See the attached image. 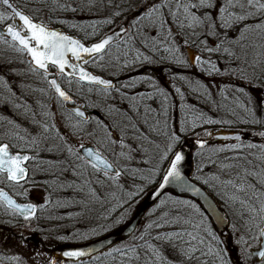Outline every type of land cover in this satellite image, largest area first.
<instances>
[{"label": "trees", "instance_id": "obj_1", "mask_svg": "<svg viewBox=\"0 0 264 264\" xmlns=\"http://www.w3.org/2000/svg\"><path fill=\"white\" fill-rule=\"evenodd\" d=\"M10 1L16 8L21 10V12L32 18L33 21L43 23L45 26L53 29H60L66 34L76 37L84 44H89L102 39L110 29L105 28L106 25L104 23H99L98 21L93 23V21L89 20H80V23L76 26L78 28L76 29L77 31H74L75 26L69 27V25L59 21L57 18L56 15L58 13L67 16H71L72 14L68 7L61 4L58 0ZM87 3L91 4V0ZM182 10L183 9L181 8H177V12L179 13L177 15L180 18L181 12L183 13ZM43 15L46 16V19H43ZM186 21L188 22V20ZM8 22H10V19L0 22V25L8 24ZM179 22L178 25L181 23L183 25L186 24L185 21L182 22L179 20ZM132 31L133 32L131 36L129 35L125 46L122 47L124 44L121 41L112 44L101 56L95 57L93 60L91 59L88 63L84 64L89 71L101 75L103 78L112 79L114 81V87L108 92L101 91L98 87L82 85L74 80H67L61 76H57L56 78L58 79L63 92L68 97L69 95L72 96L69 88L76 90V96H74L75 99L71 100L69 97V101H64L62 98L52 93V90L46 81L44 82L45 88L43 89V92L40 93L41 96L39 98L40 103H48L46 102L48 101V97H53L56 100V103L69 104L77 102L78 105H81L80 107L88 115V121L83 122L78 120L70 113H67L65 108L61 105L59 108L72 128L77 127L78 129H84L86 126L90 125L92 130L97 132L98 136L93 140V145L99 153H102L118 169L119 175L117 177L101 175L89 168L88 165L86 167L84 164H81L82 162L81 160H78L80 159L78 155L74 154L81 167L85 168L87 172L89 171L91 174L100 178L101 182L108 186L107 193L102 194L107 198H110L111 206L109 207L108 205V210L105 209L106 215L102 218L104 223L99 225L101 228H104L106 224L114 218H118L121 213L127 212L132 209L133 206L138 205L139 201H141L147 191H151V189L158 183V180H160L164 172L163 169H165L168 164V159H170V156L182 143L185 142V140L201 135L202 133H210L221 129L241 132L242 130L249 129L253 126H257L256 129L258 130L262 127L264 128V115L258 113V116L255 119L260 122L253 123V118L250 117V112L248 111L250 109L242 105L244 99L241 94L243 92V89H241L242 87H239L240 91H238L235 83H232L231 87L228 86L230 89L224 87L225 89L223 88L221 91L218 90V92H214L208 84H197L189 81L188 76L192 69L175 63L173 55L171 54L172 57H169L170 53L165 51L169 46L157 44L156 47H153L149 42L145 41L142 43L140 38H136L137 33L135 34V39L133 38L134 30ZM134 42L136 44L135 46L133 45ZM136 42H138V44ZM231 42L232 39H230V43L226 42V45L229 47L227 52L225 51L221 56L209 61H212L215 64L216 62H219L218 64L223 65L225 63L227 64L226 66H234L239 72V65L238 63H235L237 59L234 57L235 55L231 48ZM260 49L261 51H258L259 53L256 54L258 61L255 60V64L264 67V62H262V58H264V48ZM140 52L152 56L153 60L155 57L157 62H160L165 66L169 65L172 68V75L167 77H169L174 84H181L180 87L182 88L178 94H176L178 91H175L176 93H174L177 96V99H174L176 96L169 95L160 88L147 89L143 92H139L138 90H135L134 92L131 91V86L134 84L135 86H141L142 84L150 85L149 82H153V79L150 76L143 75L145 74V70L153 71V73L158 74L156 69L145 68L147 61H145V58L141 57V54L140 56L138 55ZM218 64H216V67L221 71L222 67H219ZM196 65L198 67L200 66V72L202 69L205 72L204 76L201 77L204 78L205 76H210L216 78L218 71L213 70L209 73L204 70V68H209L210 65L206 63ZM123 66H125V68L119 71ZM245 66L246 61H244L243 64H240V71L245 70ZM137 68H141L142 70L135 72ZM178 68L188 70L186 71L188 76L183 74L184 76L186 75L188 79L180 74H176L175 69ZM34 73L37 76H44L37 72ZM245 76L242 77L243 81L247 80L245 79ZM69 81H71V83ZM151 86L152 84L149 87ZM175 90L177 89L175 88ZM181 90H183V92H181ZM89 93L98 96L99 100L102 99V103H105L102 110L98 109L96 111L98 114L92 109L102 107V104L101 106H99L100 103H94L91 106L85 105V103H89L87 102ZM111 96H113L114 100L108 101ZM111 103H121L122 108ZM197 116H200L199 120L195 119ZM45 119L48 121L47 117ZM207 120L213 122L207 123ZM133 124L135 125V128H133ZM111 131L116 132L118 135L119 140L117 142L115 141V143H113V140L109 137ZM49 134L50 133L46 132V135H48L47 140L50 143V148H48V150L53 151L56 155V152H60L63 147L62 145L58 147L56 146L58 141L56 139V134L54 138ZM124 134L128 142H125ZM172 135L177 137V143L172 151L167 153V158L162 160L161 157L164 156L166 152V150L163 149L166 145L171 143L170 137ZM121 137H123V143L126 146L128 144H139L141 146L139 151L141 154H146L145 161L147 160L152 165V169L149 173L140 171L136 165H130L129 161L132 160L130 159L131 157L125 156L126 158L123 159V155L121 156V154L118 153L117 150L118 146L121 144ZM231 143L240 145V147L236 149L230 148V150L227 148L217 150L211 146L205 148H203V146L199 149L196 148V152H194L191 157L194 165L191 179L200 185L202 189H205L218 203L221 209L226 211L230 216V224H236L237 220V226H239V229H241L242 232H245L246 230L247 241L244 244L254 243L258 236V228L260 230L264 223V219H261L260 214L251 213L249 207L259 208L257 193L264 191V184L259 183V177L246 175V172H264V151H262L260 147H247L244 140L236 142H216L215 144H220L221 146V144L231 145ZM8 147L14 154L18 152L28 153L32 158L40 161L41 156L29 143L24 144L20 141L12 140ZM43 159V165L52 166L55 164L51 159H49L50 163H45V161L48 160V157H44ZM35 163H37V161ZM217 164L219 165L218 167ZM31 166L32 164L29 162L27 167L29 173L32 174L33 170ZM216 168L222 169L224 174L229 175L231 177L230 181H232L237 187L243 184L244 191H237L235 187L228 183L223 186L218 185L214 178V170ZM74 170L76 181L69 177L65 178L67 182L69 180L68 187L70 188L66 193L69 194L71 191H78V193H84L85 196L74 197L75 199L70 197L76 205L70 210L79 214L88 212L93 213V215L100 214L96 210V198H99L97 188H94V185L90 183L86 185L85 178L82 174L84 172L77 164L74 166ZM120 175L124 181L123 190L118 188L119 185L117 182L119 181L118 177ZM63 178L64 176H51L47 179L42 178L40 179L42 181L40 187L45 186V184L48 183V190L52 186L56 187L58 191L61 188V183H64ZM26 183H28V180L20 185H13L6 181L3 174H0V189L5 190L18 202H23V198H21L22 193L19 191V187ZM248 184L253 185L256 190L255 193L252 189L248 188ZM86 186H88V188H85ZM129 186L135 187V189L132 190L133 193L128 190ZM233 196L236 197L235 200L231 199ZM89 197L95 198V200H91ZM55 199L56 197H52L48 200L46 205L39 208L33 217V220L39 223H52L60 226L64 220L62 217L63 213L60 212V203H56ZM241 201H244V203L242 204ZM113 204L114 206H112ZM191 205H194L193 202L164 195L153 207L150 208L151 210L155 208V211L145 223L152 225V227L137 229L128 240L132 242V245L129 248L124 249L123 252H106L97 255L82 264H237L236 259L233 257L230 250H226L227 248L225 249L224 247L223 242L228 231H226L222 237H219L215 231L212 230L209 221L206 220L207 218L203 213L199 210L198 215L196 211L190 208ZM0 210L3 213H11L1 204ZM254 215L255 218H253ZM185 221H191V223H185ZM201 221L207 226V229L214 234L215 239L213 238V235H210L208 231L202 228L199 235L203 238V243L197 246V250L192 253L191 258L181 254V248H186L187 245H184L179 238L174 237L171 241L163 238L156 239L158 236L165 237L168 233L195 231L192 227V223H198ZM122 222L123 221H121V223ZM107 231L108 228L103 234H100L97 237H91L90 239L92 240L101 237V235L108 234L113 230ZM187 239L188 237L185 235L184 240ZM173 244H175V247H173ZM148 245H151L152 248L160 253L162 258L160 261L157 260L154 253L148 248ZM132 249H135V251ZM247 257L250 262L260 264L253 259L254 257H252L249 252L247 253Z\"/></svg>", "mask_w": 264, "mask_h": 264}, {"label": "rangeland", "instance_id": "obj_2", "mask_svg": "<svg viewBox=\"0 0 264 264\" xmlns=\"http://www.w3.org/2000/svg\"><path fill=\"white\" fill-rule=\"evenodd\" d=\"M58 1L61 4L66 5L72 14L71 16H67L58 13L56 15L57 18L59 21L69 25V27L75 26L74 31H77L76 29L78 28L76 26L80 23V20H89L93 21V23L97 21L99 23H104L106 25L105 28H110L106 34L116 29V27L124 25L128 31L124 34L125 36L123 35L124 37L121 40L124 44L122 47L126 45L125 42H127L129 35L131 36L133 32L132 30H134L133 38L135 39V34L137 33L136 38H140L142 43L145 41L149 42L153 47H156L157 44L176 47L178 49L176 55L182 57L186 61L187 67L192 69H189V76L186 74V71H188L187 69H175L177 75L180 74L186 79L189 78V81L197 84H208L214 92H218V90L221 91L224 87L230 89L229 87H231L232 83H235L236 89H239V87H242L241 89H243V92L241 93L244 98L242 105L250 109V117L256 118L258 113L264 115V67L255 64V60H257L256 54L259 53L258 51H261L260 48H264V30L253 29L244 33L243 37L240 35V29L243 25H254L260 22L261 17H264V12L258 13L254 19L250 18L246 21L237 23L230 28L224 29L219 27L220 21L218 19V7L212 9H192L191 11L197 12L198 15H203L207 12L216 19L217 28L215 34H209L206 26L204 28L188 27L189 21H186L188 19L185 18L183 10V13L181 12L180 14L181 18L178 17L177 14L179 13L177 12V4H180V8L183 9V5L189 2V0H171L170 4L162 9L167 24L160 35L157 36V27L152 26L148 20L142 21L135 27L132 25V20L141 12H144L149 6L161 3L162 0H91V4L87 3L89 0ZM191 2L198 3V0H191ZM214 2L218 5H223L225 0H214ZM241 2H243L245 6L247 5V0H241ZM125 9L130 10L126 11ZM169 10L176 13L175 22H173ZM245 10L256 11L254 8L248 9L247 7ZM230 11H232V9H230ZM240 11L241 9L239 7L233 9V12L236 13H239ZM0 12L10 16V13H7L1 5ZM117 13H119V15H117ZM43 16V19H46V16ZM12 20L13 19H10L11 22ZM179 20L182 22L185 21L186 24L184 23L185 25L183 28L178 25L180 23ZM105 21H110V23H105ZM169 28L171 29V37H168ZM165 37H168V39L165 40ZM230 39H232L231 48L234 52V57H236L238 61L235 63H238L239 65V72L234 66H226L227 64L225 63L222 65L218 64L219 62H216L219 67H222L221 71H218L216 78L210 76H205L204 78L201 77L204 76L205 72L203 69L200 72L201 68L196 65L198 63L195 61V55L201 57L202 61L216 59L225 52V49L229 48L226 45V42L230 43ZM201 41H203V43ZM136 43L138 44V42ZM217 44L220 45L218 50H216ZM133 45H136L135 42ZM209 47L213 48V51L209 52ZM140 54L142 55V58H147L145 68L156 69L158 74L153 73V71L145 70V74H142L144 76H150L153 79V82H149L152 86L149 87L150 85L148 84L135 86L134 84L131 86V91L134 92L135 90H138L139 92H143L147 89L160 88L167 94L174 95L175 97L176 95L174 93L177 91L175 88L179 90L182 88L180 87L181 84H174L171 82V79L167 77L172 75V68L169 65L165 66L162 63L157 62L155 57L153 60L152 56L142 52L138 55L140 56ZM169 57H172L171 54H169ZM262 60V62H264V58H262ZM193 61L194 65L192 64ZM244 61H246L245 70L240 71V64H243ZM124 68L125 66L121 67L119 71ZM138 70L141 71L142 69L137 68L135 72ZM183 74H186L188 78ZM52 76L56 77L57 75L52 73ZM244 76L245 79H247H244L245 81L242 80V77ZM48 79V77L37 76L34 73L24 53L18 52L16 48L9 43L0 42V144L10 142L9 138L11 137L12 140L20 141L24 144L29 143L35 150H37L38 154L41 156L40 158L43 159L44 157H48V160L45 161V163H50L49 159L55 162L52 166H40L41 164L34 163L37 160L33 158V162L31 163L33 171L32 174L29 173L27 176L28 183L19 188L24 192V199L27 201L29 200L30 203L34 204L37 211L42 206L46 205L48 200L52 197H56L57 200L55 199V202L60 203V212L63 213L62 217L64 219L60 226L52 223H39L31 219L18 221L13 219V215H6L0 210V260L8 259L16 262V264H59L51 253L52 249L56 247L55 245L62 243L70 245L83 243L91 240V237H97L98 235L103 234L107 228L108 231L115 230L121 226L120 224H123L130 219L132 212H134L136 208V206H133L132 209L127 212L121 213L118 218L111 220L104 228L99 227L101 223H104L102 218L106 215V206H111L110 198L106 199L104 198V194H102L108 191V186L102 183L100 178L91 174L89 171L87 172L85 168L81 167L74 156V154H77L78 148L81 146L86 144L94 146V143L92 142L98 136L97 132L93 131L90 125L86 126L84 128L85 130L78 129L77 127L72 128L59 108L60 105L64 107L66 103H56V100L53 97H48V101H46L48 103L39 102L41 96L40 93L43 92V89L45 88L44 82H47ZM144 87L148 88L145 89ZM69 90L73 96L69 95V97L71 100L75 99L74 96H76V90H73V88H69ZM181 92H183V90H181ZM178 93L179 92L176 94ZM174 99H177V96ZM87 100L89 103L84 102L85 105L91 106L94 103H100L99 106H101L102 104V107L92 109L95 110V112L98 109L102 110L105 105V103H102V99L99 100L98 96L90 93ZM113 100V96H111L108 101ZM42 104L47 105L48 108L49 104L53 105L49 108V116L51 118L48 123H45V114L41 113ZM69 104L81 106L78 105L77 102ZM111 104L118 105L122 108L121 103ZM96 113L98 114V112ZM9 121H11V123ZM2 123L5 124L1 125ZM256 128L257 126H253L249 129L242 130L241 132L222 129L217 131L238 133L239 135H242L241 140H244L246 145H264V136L261 135V133H264V128L262 127L260 130ZM46 132L50 133L49 135H51L52 138H54L56 134V139L58 140L56 146L58 147L62 145L63 147L60 152H56V155L53 151L48 150V148H50V143L47 140L48 135H46ZM210 133H202L201 135L185 140L191 148L192 155L196 152L195 150L201 147V143H203V148L211 146L217 150L224 148L230 150V148L235 145L232 143L231 145L221 144V146L220 144H215L216 141L209 139ZM109 137L116 142L119 140L117 133L114 131L109 133ZM33 140H35V143L32 142ZM125 142H128L126 137ZM140 147L139 144H128L125 147H121L120 144L117 151L119 154H125L123 155V159L126 158L125 156L131 157L130 159L132 160L129 161L130 165H136L140 171L149 173L152 169V165L147 160L145 161L146 154H141L139 151ZM167 147L168 145H166L163 150H167ZM69 149H71V151H69ZM40 162H42V160ZM76 164L84 172L82 174L85 178L86 185H88V183L93 184V187H96L100 194H98L100 199H97L98 204L96 205V210L100 214L93 215V213L89 212L79 214L70 210L76 206L70 197L85 196L84 193H78V191H69V194L66 193L70 188L68 187L69 180L67 182L65 178L69 177L76 181V175H74V166H76ZM218 166L219 165L217 164V167ZM214 171V178L218 185L223 186L227 181L231 180V177L224 174L222 169L216 168ZM57 174L64 176V183H61V188L58 191L56 187L52 186L48 190V183L45 184L46 187H40V183L42 182L40 179H47L48 177L56 176ZM118 178V188L123 190V178H121V175ZM85 188H88V186ZM134 189L135 187L131 186L128 188L130 192ZM190 208L193 210L192 205ZM154 211L155 208L152 210L150 209L147 212L138 229L147 228L148 224L145 222L150 216H152V214H154ZM121 221L123 222L121 223ZM41 224L45 226L43 230L39 228ZM227 231L228 233L223 242L224 247L225 249L227 248L226 250H230L231 254L236 259V263L255 264L247 259V253L251 250H256L258 247L259 228L258 236L254 243L248 244H244L247 241L246 230L245 232H242L241 229H239V226H237V220L236 224H230V228H228ZM131 245V241L116 244L109 250V252H123L124 249L129 248ZM13 257H19V259H13ZM261 263L264 264V260H262L260 264Z\"/></svg>", "mask_w": 264, "mask_h": 264}, {"label": "snow or ice", "instance_id": "obj_3", "mask_svg": "<svg viewBox=\"0 0 264 264\" xmlns=\"http://www.w3.org/2000/svg\"><path fill=\"white\" fill-rule=\"evenodd\" d=\"M171 0H162L161 3H156L149 6L144 12H141L139 15L133 18L132 25L135 27L136 25L140 24L144 20H148L150 24L154 27H157V36L160 35L162 30L167 24L165 16L162 12L164 7H167L170 4ZM0 4L6 6V8L11 9V14L6 15L3 12H0V22L5 21L6 19H15L18 21L16 24H9L8 27L4 30L3 33H0V42L9 43L10 45L16 47V50L21 53H26L30 58V63L34 65L33 71L42 70L44 75L49 73V65L54 66L58 73L62 76H78L79 81H87L89 84L101 86L100 90L104 92H108L110 89L113 88V85L105 81L101 78L93 76L88 72L84 71L81 67L80 63L70 64L67 57L71 54V58L75 61H83V63H88V58H94L95 55H101L107 50L106 46H110L111 42L116 39V36H108L101 39L99 42L92 44L91 46L83 45L79 40L64 35L58 31L50 30L47 28L43 23H36L30 18L28 15H25L21 11H17L16 8L12 6L9 0H0ZM181 5L177 4V8H180ZM214 7H218L219 9V27L220 28H230L233 25L246 21L250 18H255L258 13L264 12V0H247V5L241 0H225L223 5H218L214 2V0H198V3H192L191 0L183 5V11L185 18L188 19V27L195 28L207 27L209 34H215L217 25L216 19L210 14L205 12L203 15H198L197 12L191 11L192 9H212ZM239 7L241 11L239 13L230 11V9H234ZM246 7L248 9L254 8L256 11H247L245 10ZM130 10V9H125ZM169 14L172 16L173 22L176 19V13L171 12L169 10ZM119 15V13H117ZM105 23H110V21H105ZM180 27L183 28L184 25L181 23ZM259 29L264 30V17H261L260 22L254 25H243L240 29V35L243 37L244 33L253 30ZM128 29L124 28L123 32H127ZM5 37H10V40H6ZM168 37H171V29L169 28ZM165 37V40L168 39ZM203 43V41H201ZM126 43V42H125ZM220 48V45H216V50ZM165 51L169 52L173 55L174 62L180 65L187 66L186 61L176 55L178 49L176 47H168ZM208 51H213V48L209 47ZM227 52L228 50L225 49ZM231 54V53H229ZM139 59V58H138ZM147 58L145 57V61ZM195 61L198 64H208L210 65L209 68H205L206 72H211L213 70L219 71L216 67V64L212 61H202L201 57L196 56ZM127 66V65H126ZM66 68H71V72H66ZM71 83V81H69ZM51 86L55 89L56 93L62 98L64 101H69V97L61 90L59 85L55 80L49 82ZM91 90V89H90ZM240 91V89H237ZM179 92L180 90L177 89ZM247 110V109H246ZM250 111V110H248ZM76 115L83 117V113L79 110H76ZM195 119L199 120L200 116L195 117ZM11 123V121H9ZM207 123H212L213 121L207 120ZM253 123H259L260 121L253 118ZM133 128L135 125L133 124ZM182 130H183V122H182ZM264 136V133H261ZM236 140H240L241 137L237 135L235 137ZM171 143L168 145L165 155L161 157V159L167 158V153L171 152L175 144L177 143V137L172 135L170 137ZM35 143V140L32 141ZM115 143V141H113ZM123 143V137H121V147H125ZM203 147V143L200 144ZM249 148L253 147H260L262 151H264V145H253L248 144L246 145ZM240 145L232 146L233 149L239 148ZM71 151V149H69ZM95 155L97 163L93 164V167H97L98 163H103L104 169L107 171H112L111 166L102 161L99 157L98 153H94V150L87 149L86 156L93 157ZM124 155V153H121ZM84 159L85 157H81ZM30 159L27 155H10L8 151V145H0V174L6 173V178L10 182H15L19 184L21 180H24L27 173L26 169L22 166L24 162ZM184 159L181 152L177 151L174 153V159L169 161V167L166 169L165 175L163 176V182L160 184L161 188H164L168 184H174L177 187L181 188L182 190H188L191 188V185L187 183L185 178L181 175L180 171V164L181 161ZM116 175H119V172H116ZM246 175H252L259 177V183L264 184V172L255 173V172H246ZM226 183L231 184L233 187L236 188L237 191H244V185L241 184L237 187L232 181H227ZM248 188L252 189L255 193L256 190L253 185L248 184ZM231 199L235 200L236 197L233 196ZM0 200H3L7 208L14 214L23 216L25 220H28L32 215L35 214V206L32 204L26 205H19L16 204L13 200L8 198L2 191H0ZM257 200L259 202V208L249 207V211L253 214H260L261 219H264V191L257 193ZM243 204L244 201H241ZM194 211L197 212L199 215V209L196 208L195 205H192ZM255 218V215L254 217ZM185 223H191V221H185ZM148 228H151L152 225H148ZM193 229L195 231L190 232H173L166 234L165 237H156V239H168L169 241L172 238H179L184 245L187 247L181 248V254L191 258L192 253L197 250V246L203 243V238L199 235L200 230L203 228L204 230L208 231L210 235L214 234L211 233L207 226L203 224V222L192 223ZM185 235L188 237L187 240H184ZM261 236H264V229L260 232ZM175 247V244H173ZM148 248L154 253L157 260L160 261L162 258L160 253L152 248L151 245H148ZM135 251V249H132ZM65 256H82L84 255L83 252H70L65 253ZM262 260H264V251H259L257 253ZM13 259H19V257H13Z\"/></svg>", "mask_w": 264, "mask_h": 264}, {"label": "water", "instance_id": "obj_4", "mask_svg": "<svg viewBox=\"0 0 264 264\" xmlns=\"http://www.w3.org/2000/svg\"><path fill=\"white\" fill-rule=\"evenodd\" d=\"M0 5L3 9H5L8 13L11 14V9L6 8V6H4L2 4H0ZM14 8H16V7H14ZM17 11H20V10L17 9ZM11 23L16 24V23H18V21L13 19V21ZM36 23H38V22H36ZM7 27L8 26H6L5 28H0V33H3ZM47 28H49V27H47ZM124 28H125L124 25H122V26L120 25L118 28H116L112 32L106 34L103 38L108 37V36H116L117 38L111 42V44H114V43L118 42L120 40V38L124 35V33H125V32H123ZM50 30H55V31H58L64 35H67L63 31H60V29L50 28ZM67 36L72 37L74 39H77V38L70 36V35H67ZM5 38L10 40V37H5ZM100 40L93 42L91 44H88V45L82 43V41H80V42L85 46H91L92 44L97 43ZM106 47L108 48L109 46H106ZM96 56H99V55H95V57ZM27 59L30 63L31 58L28 55H27ZM67 59L69 60L70 64L80 63V65L84 71L88 72L89 74H91L93 76H96V77L101 78L105 81H108L112 85H114L112 80H108L106 78H103L100 75L94 74L93 72H91L88 69H86L85 67H83V64H84L83 61L73 60L71 58V54H69ZM90 59H93V58H88V60H90ZM30 66L32 68L34 67V65L32 63H30ZM49 68H53L56 71V73L58 75H60L58 73V70L54 66L49 65ZM65 71L71 72V68H66ZM38 72L43 73L42 70H39ZM63 77L66 79H73L76 82H79L81 84L84 83V85L95 86L98 88L101 87V86L89 84L87 81H79L78 76H63ZM52 80L56 81V79H50L47 83H49ZM49 85H50L51 89L53 90V93L58 95L50 83H49ZM59 87H60V85H59ZM65 109L68 111V113H71L74 117H76L82 121H87V119H88L87 114L82 109H80L79 107L66 106ZM76 110H79L80 112H82L84 114L83 117L77 116ZM237 135H239V134L229 133V132H225V131H217V132L210 133L209 139L212 141H218V142L238 141L235 139V137ZM239 136L242 138V135H239ZM87 149H92V150H94V153H97V151L95 150V148L93 146H90L87 144L81 146L78 150V152H79L78 154H80L81 157H85L83 160L86 162V164L90 165L98 173L109 174V175H113V176L116 175V172H118L116 170V168L100 153H98L99 157L102 159V161L107 162L111 166L112 171L106 172V170L104 169L103 163H98L97 167L94 168L93 164L97 163L96 157H95V155L93 157H87L86 156V150ZM177 151L181 152L183 157H184V159L181 161V164H180V171H181V175L185 178L187 183L189 185H191L190 189L182 190L181 188L177 187L174 184H168L164 188L160 187V184L163 182L162 178L165 175L166 169L170 166L169 162H168L160 180H158L159 182L151 189V191H148V193L143 197L141 202H139L137 208L133 212V214H132V216L128 222L124 223V225H121L120 228L111 232L110 234H107L104 237L101 236V238H99V239H96V240H93V241H90L87 243L79 244V245L55 247L52 251V254L55 256V258H60V259L71 261V262H78L81 260L89 259V258L93 257L94 255H98V254L108 250L109 248H111L112 246L117 244L118 242L126 241L127 239H129L132 236V233L135 232L136 228L138 227V225L142 221L143 217L146 215L148 209H150L155 203H157L159 201V199L161 197H163L166 194L170 195L171 197L193 201V203H195L199 207V210H201L204 213V215L208 218L207 220H209L211 227L213 228L212 230H215V232L217 234L222 235L226 231V228H228V226H229V219H228L227 214L225 213V211L223 209H220V207L218 206L216 201L214 199H212V197L204 189H202V187L200 185H198L196 182H194L191 179L192 173H193V169H192L193 168V161L191 158V149L189 148L188 144L183 143L175 152H177ZM174 153L172 154L170 159H168L169 161L171 159H174ZM9 154L13 155L10 152H9ZM15 155H26V154H15ZM26 162H24L22 165L24 168H25ZM26 173H27V169H26ZM3 174L6 177V173H3ZM25 179H26V177H25ZM24 180H21L19 183L23 182ZM11 183L17 184L15 182H11ZM0 191H2L8 198L13 200L16 204L26 205V204L18 203L13 197H11L4 190H0ZM0 202L3 204V206L6 209H8L6 203L3 200H0ZM18 216L19 215H17V217ZM19 217L24 219L23 216H19ZM31 217H33V215ZM262 229H264V224L261 227V230ZM261 230H260V232H261ZM260 232H259L260 240H259L257 249L250 251L251 256H253L257 261L262 260L261 257H259L257 255V253L259 251H264V236H261ZM70 252H83L84 255L78 256V257L77 256H65L64 255L65 253H70Z\"/></svg>", "mask_w": 264, "mask_h": 264}, {"label": "flooded vegetation", "instance_id": "obj_5", "mask_svg": "<svg viewBox=\"0 0 264 264\" xmlns=\"http://www.w3.org/2000/svg\"><path fill=\"white\" fill-rule=\"evenodd\" d=\"M9 24H13V23H11V21L10 22H8V24H5V25H0V27H6V26H8ZM125 36V35H124ZM124 36H122V38L124 37ZM6 39V38H5ZM6 40H8V39H6ZM53 105H51V104H49V108H51ZM49 108L47 107V105H45V104H42V106H41V110H42V112L41 113H43V114H45L44 116H46L47 117V119H48V121L50 120V116L49 115H47V114H49ZM47 120L45 119V122H46ZM47 121V122H48ZM5 123H2L1 125H4ZM53 130V129H52ZM9 140H10V142H5V143H2V144H0V145H8V146H10V143H11V141H12V138L10 137L9 138ZM8 151L10 152V153H12L11 151H10V149H9V147H8ZM18 153H20V152H18ZM77 153H78V151H77ZM12 154H14V153H12ZM16 154V153H15ZM14 154V155H15ZM22 154H27V156H29L30 157V159L27 161V163H26V168H27V170H29L28 169V164H29V162L30 163H32L33 162V158L31 157V155L30 154H28V153H22ZM78 155V157L80 158V159H78V160H81V164H84L86 167H87V165L88 164H85L86 162H84V160L83 159H81V157H80V155L79 154H77ZM43 161L44 159H42V158H40V161ZM38 159H37V163L38 164H41L40 166H42L43 164L40 162ZM35 163V162H34ZM84 166V167H85ZM88 167L89 168H91L89 165H88ZM52 175H54V174H52ZM56 176H60V175H56ZM104 176H107V175H104ZM19 191L22 193V197L21 198H23V202H21V203H26V204H30V201L28 200H26V199H24V197H25V195H24V192H23V190L22 189H20L19 188ZM107 193V192H106ZM105 193V194H106ZM105 196V195H104ZM71 198H73V199H75L74 197H71ZM104 198H106L107 199V197L105 196ZM89 199H91V200H95V198H92V197H89ZM88 199V200H89ZM96 199H100V198H96ZM97 204H98V202H97ZM108 206V205H107ZM106 206V210H108V207ZM112 206H114V204L112 205ZM40 207V206H39ZM4 214H6V215H8V214H10V215H13V219H17V220H21V221H23L24 219H21V218H17V216L15 215V214H13V213H4ZM44 225L43 224H41V226L39 227V228H41L42 230L44 229ZM84 243V242H83ZM76 244H81V243H76ZM76 244H71V245H76ZM70 244H67V243H62V244H59V245H55L56 247H61V246H71ZM54 249V248H53ZM53 249H52V251H53ZM52 251H51V253H52ZM53 255V254H52ZM54 256V255H53ZM54 258H55V256H54ZM56 260H57V262L59 263V264H82V263H85L86 261H88L89 259H87V260H81V261H78V262H71V261H67V260H63V259H60V258H56ZM0 264H16V262H14V261H12V260H8V259H6V260H0Z\"/></svg>", "mask_w": 264, "mask_h": 264}, {"label": "bare ground", "instance_id": "obj_6", "mask_svg": "<svg viewBox=\"0 0 264 264\" xmlns=\"http://www.w3.org/2000/svg\"><path fill=\"white\" fill-rule=\"evenodd\" d=\"M192 58V57H191Z\"/></svg>", "mask_w": 264, "mask_h": 264}]
</instances>
